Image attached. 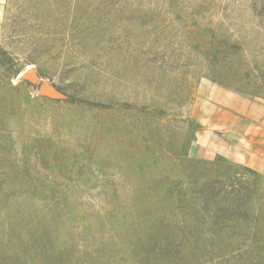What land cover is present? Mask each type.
<instances>
[{"label":"rangeland","instance_id":"374dc122","mask_svg":"<svg viewBox=\"0 0 264 264\" xmlns=\"http://www.w3.org/2000/svg\"><path fill=\"white\" fill-rule=\"evenodd\" d=\"M0 264H264V0H5Z\"/></svg>","mask_w":264,"mask_h":264},{"label":"crops","instance_id":"0c3cea01","mask_svg":"<svg viewBox=\"0 0 264 264\" xmlns=\"http://www.w3.org/2000/svg\"><path fill=\"white\" fill-rule=\"evenodd\" d=\"M4 3H5V0H0V24H1V21H2V18H3V13H4ZM231 155V154H229ZM232 156V155H231ZM234 159L236 161H244L246 163H249V158H247L246 156L244 155H239V154H234L233 155ZM253 158V157H252ZM253 160V159H252ZM254 164H258L256 163L255 161H253Z\"/></svg>","mask_w":264,"mask_h":264},{"label":"trees","instance_id":"16d2710c","mask_svg":"<svg viewBox=\"0 0 264 264\" xmlns=\"http://www.w3.org/2000/svg\"><path fill=\"white\" fill-rule=\"evenodd\" d=\"M245 170L249 173V175H251V176H257V172L256 171H254V170H252V169H249V168H245ZM250 182H252L254 185H256V181L254 182V181H250ZM252 191V190H251Z\"/></svg>","mask_w":264,"mask_h":264}]
</instances>
